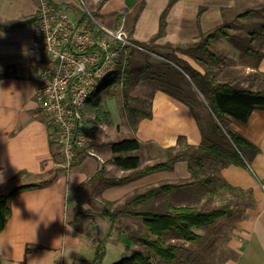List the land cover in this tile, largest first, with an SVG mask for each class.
I'll use <instances>...</instances> for the list:
<instances>
[{"label": "crops", "instance_id": "obj_1", "mask_svg": "<svg viewBox=\"0 0 264 264\" xmlns=\"http://www.w3.org/2000/svg\"><path fill=\"white\" fill-rule=\"evenodd\" d=\"M170 1L173 2L165 17L162 35L153 41L156 48L184 42L181 40L184 38H190L193 44L199 39L200 31H210L207 27L210 9L201 0H85L108 28H113L118 19L129 25L128 32L137 42L154 39L160 15ZM248 1L231 0L232 5L215 8L219 20L220 11ZM36 2L0 0V73L5 74L0 78V194L21 185L47 183L22 191L11 200L10 216L0 232V263L60 264L67 258V264H91L98 247L101 259L95 264H113L137 249V245L128 241L121 220L132 222L133 219L116 217L112 223L110 217L103 215L104 210L112 212L111 206L123 204L129 192L156 182L155 177L177 184L191 175L187 162L178 161L171 170L117 185L109 180L121 178L129 171L116 168L109 160L80 154L71 166H66L50 120L34 99L38 74L46 63L35 41V23L10 29L14 23L36 16ZM50 2L64 8L72 17L77 16V0ZM200 8L204 10L197 23ZM255 73L264 74V58L246 70V75ZM240 83L247 87L253 82ZM154 102L153 114L144 118L149 121L139 123V135H144L143 139L166 144L167 148L175 146L179 134H184L188 142L195 140L197 133L191 121L180 123L176 130L171 127L174 122L168 97L157 93ZM177 111L187 115L182 109ZM225 121L232 131L259 150L250 162L227 164L219 173L226 184L237 190L231 196L237 200L233 203L240 206L227 235L226 251L231 249L235 254L232 264H264V111L252 112L246 124L229 117ZM151 164L147 162L141 167ZM82 221L87 224L85 234L92 224L98 229L96 240H102L100 245L93 238L86 243L88 251L94 248L90 251L92 255L85 254L80 244L85 237Z\"/></svg>", "mask_w": 264, "mask_h": 264}, {"label": "trees", "instance_id": "obj_2", "mask_svg": "<svg viewBox=\"0 0 264 264\" xmlns=\"http://www.w3.org/2000/svg\"><path fill=\"white\" fill-rule=\"evenodd\" d=\"M172 2H169L160 15L159 30L156 36H154V39L147 42V44H139L134 40L135 43L139 44V46L146 47L148 50L156 48L153 45V41L162 35L165 27V17ZM203 10V8H200L198 11L197 23ZM260 12H264V7L259 11L249 9L238 14L236 18L245 19L258 15ZM36 22L37 17L35 16L12 24L10 29ZM261 31H264V23L261 25ZM228 32L229 26L227 24L219 25L206 33L200 31L199 39L195 43L185 47L177 46L173 48L171 54L164 55L168 59L174 58L182 66L183 72L188 75L194 84H196L195 86L198 87V90L204 95L210 113L222 127H224L223 121L226 117L240 124H246L252 112L255 110L264 111L263 73L247 75L246 79H249L253 83L244 88L238 82L217 81L213 76V70L209 69V67L217 65L219 61L218 57L210 50L211 43L219 38H227L245 53L258 56L259 60L264 58V49L259 51L250 47L256 32H252V37L246 41H242L243 38L240 39L234 34H228ZM168 49H171V47ZM130 50L133 51V49ZM132 51L127 55H123L124 63H121L123 65L114 74L103 80V82L109 80V86L120 87L124 98L122 107L125 119L132 128H136L138 119L150 118L151 114L130 106L126 102V99L131 88L149 71L151 65H147L141 69V67L135 64L132 58ZM176 53L188 56L206 70L204 72L197 70L187 61L177 57ZM4 75V73H0V78L4 77ZM256 79H260L261 81L257 85V88L253 89L252 87ZM97 90L88 99L87 105L95 109V118L93 121L101 124L108 121L109 112L103 109L101 96H95ZM216 129L222 132L217 125ZM224 131L230 144V147H227V149L211 142L207 136L196 147L183 144L178 139V142L182 146L181 148H177L176 145L169 147L165 149L166 160L143 167H141L139 156H123V154L139 150L141 144L137 139H123L118 142L105 144L111 153L109 162L120 170L129 171L121 178L110 179V183L117 185L126 184L150 173L168 171L178 161L187 162L188 171L191 175L190 182L180 184L166 183L152 186L134 197L125 199L123 204L116 205L112 212H109L107 208L104 210L103 215L110 217L112 223L115 222L116 217L138 219L147 231L140 232V230L134 231L130 230V228H124L128 241L142 247L147 252L144 254L141 250L134 249L129 257L121 258L113 264H153L149 252L166 262H172L175 260L176 252L180 250V247L169 243L171 240H182L183 242L197 241L201 239V235L196 234L193 229L213 227L219 219L233 216L240 211V206L237 203H233L231 199L226 200V203L229 202L230 205L222 204L209 210L196 206L198 203V195H206V199L209 201L213 196L216 197L221 194V191L230 194L236 193L237 190L235 188H232L217 176V171L230 163L240 165L250 162L259 151L256 146L241 134L231 129H224ZM209 167L213 168L209 169ZM206 168L212 171L214 175L210 174L206 176ZM46 184V182H43L39 184L21 185L15 187L8 193L0 194V232L4 229L10 216L11 200L22 191L39 188ZM231 204L234 205L236 210L231 208ZM100 251V248L97 247L94 261L91 264L100 261Z\"/></svg>", "mask_w": 264, "mask_h": 264}, {"label": "rangeland", "instance_id": "obj_3", "mask_svg": "<svg viewBox=\"0 0 264 264\" xmlns=\"http://www.w3.org/2000/svg\"><path fill=\"white\" fill-rule=\"evenodd\" d=\"M201 2H203V5L209 7L210 9L208 17L209 23L207 25L209 30H212L219 25L227 24L229 26L228 34H234L240 39L243 38L242 41L249 40V38L252 37L251 33L256 32V35L253 37L254 40L252 44H250V47L254 50H263L264 31H261V25L264 23V12H260V14L258 15H254L245 19H238L236 18V16L249 9L259 11L261 8L264 7V0H250L244 3L238 2L234 6H231V9L224 11L222 10V12L220 11L221 20H219L215 10L222 5H225L224 7H226L227 5H232L231 0H201ZM88 8L93 11V8L90 5ZM94 15L98 19V21H100L101 24L105 26L101 18L98 17L96 14ZM121 21V19H118L114 27L109 29L122 28L125 32L132 36L128 32L129 25H126V23L123 24L121 23ZM181 40H183L184 42L178 44L170 43L169 45L150 50H148L144 46L142 47L141 45V49L131 47L126 51L125 54L127 55L129 52L132 51L130 49H133L132 58L135 64L141 67V69H143L147 65H151L149 71L145 73L135 84V86L131 88L128 93L126 102L130 106L136 107L140 110H143L144 112H149L152 115L155 110L154 107L156 106V103L154 102L155 95L157 93L163 94L169 98L172 108L170 109L169 113L170 117H172L171 120H173L174 124H172L171 126L169 122V125L174 130H176L177 126H179L180 123H184L186 120H188L191 121L192 126L194 127L197 133V137L194 138L195 140H190L189 142L184 134H179L178 136H176L175 145L177 148L182 147L181 144L178 142L179 140H181L183 144L196 147L199 146L204 141V138L207 136L209 137V140L211 142L221 146L224 149H227V147H230L229 141L224 131V129H230L227 122L224 120V127H222L221 124H219L215 120V118L210 113V109L207 106V100L205 99L204 95L201 93V91L198 90V87L195 86L196 84H194V82L188 77V75L183 72L182 66L178 64L174 58L168 59L164 56L168 53L171 54L173 48L177 46L185 47L192 43V40L190 38H184ZM138 43L147 44L146 41L142 40H139ZM167 47H171V49H168ZM210 50L218 57L219 61L217 65L209 67V69L213 70L214 78L217 81L221 82L237 81L238 83H240L242 81H248L249 79H246L247 68L255 66L261 60H259L258 56L256 55H250L245 53L242 49L236 47V45L230 42L227 38H219L218 40L212 42ZM176 56L180 59L187 61L191 66L201 72H204L206 70L186 55L176 53ZM121 63H124L123 58L121 59L118 69H120V66L123 65ZM260 81V79H256V81H254L255 88H257V85ZM108 82L109 80L101 83V85L97 87L98 90L95 94V96H101L103 100V109L109 112L108 121L103 122L101 124L95 123L93 121L95 118V109H93L89 105L86 106L85 126L90 139L87 149L92 148L95 152V156L86 155L85 153L82 154L85 157L99 159L106 162L107 160H109L111 153L109 149L105 146V144L109 142H118L123 139L135 138L138 139V141L142 142V144L140 143L141 145L139 150L136 152L123 154V156H139L141 160V166L147 162L155 163L166 160L165 149L168 147L166 144L156 142L152 139H143V137L145 136L139 135V123L142 124L149 120L140 118L138 119L136 128H132L125 119L122 107L124 98L122 96L120 87H111L108 85ZM178 109L184 110L187 115L177 111ZM163 117L166 118V116ZM216 125L221 129L222 132L217 131ZM140 139L143 140L141 141ZM76 158L77 156L73 159L72 163L75 162ZM63 161L64 163H66L64 158ZM212 168L213 167H209V169ZM209 169H205V175H214V173ZM220 170L221 169L217 171L218 177H220ZM155 178L156 182L146 184L140 189L129 192L126 195V199L134 197L135 195L149 187L168 183L165 178ZM190 181L191 177L187 180H180L176 183L180 184L187 183ZM220 193L221 194L217 195L216 197L213 196L209 201H207L206 195H198V203L195 204L197 207L209 210L222 204L230 205L229 202L226 203V200L231 199L232 202L237 201L236 197L233 198L230 193H227L225 191H221ZM193 198H195V196H193ZM114 208L115 206L110 207V209L112 210ZM231 208H233V210H236L233 204H231ZM235 218L236 214H234L233 216H227L219 219V221L213 227L206 229H193L196 234L201 235V239L197 241L183 242L182 240H171L169 243L175 244L180 247V250L176 252L175 260L172 262H166L160 257L149 252L152 263L232 264L235 261V254L231 251V249H228V251H226V247L228 238L227 235L231 231V224L232 222H234ZM127 219L132 220L128 217ZM121 220L123 228H132L134 231L140 230V232H147L146 228L141 224L140 220L135 219V221L133 219L132 222L124 219ZM81 224L83 225L82 231H84L83 233L85 236L81 238L80 242L83 247L82 250L86 251L85 254L88 253L89 255H92L90 251L94 248L88 251V248L85 249L86 243L89 242V239L93 238L92 240L95 239V242L99 241L98 245H100L102 240H96L98 238V229H96V226L91 224L88 233L85 234V227L87 225L86 221H82ZM137 249L141 250L144 254L147 252L140 246H137ZM82 250H77V252L81 253ZM60 264H67V258H64L62 262H60Z\"/></svg>", "mask_w": 264, "mask_h": 264}, {"label": "built area", "instance_id": "obj_4", "mask_svg": "<svg viewBox=\"0 0 264 264\" xmlns=\"http://www.w3.org/2000/svg\"><path fill=\"white\" fill-rule=\"evenodd\" d=\"M35 41L46 63L38 74L35 102L49 118L66 166L87 149L85 108L99 85L114 74L126 51L139 44L122 28L103 26L85 0L72 17L50 0H36Z\"/></svg>", "mask_w": 264, "mask_h": 264}, {"label": "clouds", "instance_id": "obj_5", "mask_svg": "<svg viewBox=\"0 0 264 264\" xmlns=\"http://www.w3.org/2000/svg\"><path fill=\"white\" fill-rule=\"evenodd\" d=\"M0 182H2V178H0Z\"/></svg>", "mask_w": 264, "mask_h": 264}]
</instances>
